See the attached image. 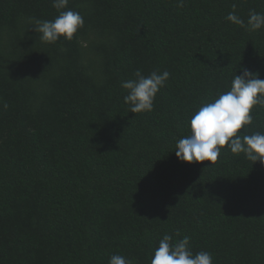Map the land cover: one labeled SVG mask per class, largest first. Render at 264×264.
Masks as SVG:
<instances>
[{
	"label": "trees",
	"instance_id": "obj_1",
	"mask_svg": "<svg viewBox=\"0 0 264 264\" xmlns=\"http://www.w3.org/2000/svg\"><path fill=\"white\" fill-rule=\"evenodd\" d=\"M68 9L84 26L44 43L29 19L53 20L52 0H0V264H108L113 254L150 264L165 234L189 236L212 264H264V165L227 147L211 165L175 154L191 115L235 72L264 79V28L226 20L235 11L247 23L264 0ZM137 70L170 75L153 110L134 114L121 83ZM251 115L241 133L264 132V106Z\"/></svg>",
	"mask_w": 264,
	"mask_h": 264
},
{
	"label": "clouds",
	"instance_id": "obj_2",
	"mask_svg": "<svg viewBox=\"0 0 264 264\" xmlns=\"http://www.w3.org/2000/svg\"><path fill=\"white\" fill-rule=\"evenodd\" d=\"M67 5L68 0H52V6L58 11L53 20L29 19L41 42L55 43L61 37L70 41L78 29L84 26L83 16L77 11L65 10ZM226 20L250 32L264 28V13L255 11L249 12L247 23L235 11L230 12ZM240 73L237 75L235 72L228 91L218 93L212 102L203 103L186 122L190 134L179 139L175 146L179 161H208L211 165L218 160L221 149L227 147L233 154L243 153L253 164L260 162L264 165V132L251 135L241 133L242 128L253 123V107L264 106V79L259 78L258 72L254 73L246 67H242ZM169 75L167 71H153L145 76L137 70L133 78L123 81L121 88L126 92L123 100L129 112L137 114L152 111L156 94ZM4 107L7 108V104ZM108 264H132V261L123 255L113 254ZM150 264H212V256L206 251L194 253L187 235L173 241L171 235L165 234L159 239Z\"/></svg>",
	"mask_w": 264,
	"mask_h": 264
}]
</instances>
